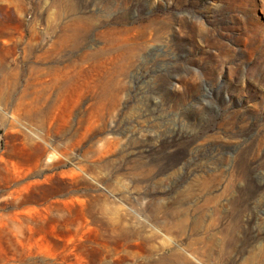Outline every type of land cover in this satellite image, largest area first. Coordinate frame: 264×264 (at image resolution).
Masks as SVG:
<instances>
[{
  "label": "rangeland",
  "instance_id": "374dc122",
  "mask_svg": "<svg viewBox=\"0 0 264 264\" xmlns=\"http://www.w3.org/2000/svg\"><path fill=\"white\" fill-rule=\"evenodd\" d=\"M0 264H264V0H0Z\"/></svg>",
  "mask_w": 264,
  "mask_h": 264
},
{
  "label": "bare ground",
  "instance_id": "6f19581e",
  "mask_svg": "<svg viewBox=\"0 0 264 264\" xmlns=\"http://www.w3.org/2000/svg\"><path fill=\"white\" fill-rule=\"evenodd\" d=\"M36 57V66L33 68L34 79L31 101L33 115L40 120L53 92L59 87L62 89L65 85L61 84L69 81L72 78V74L67 66L58 67L53 65V62H51L52 65H44L41 55ZM215 205L219 208L218 203H215ZM237 223V220H235L234 224L236 225Z\"/></svg>",
  "mask_w": 264,
  "mask_h": 264
}]
</instances>
